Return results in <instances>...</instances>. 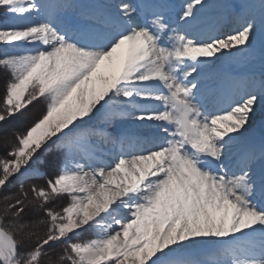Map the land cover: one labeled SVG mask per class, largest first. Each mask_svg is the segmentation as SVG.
Here are the masks:
<instances>
[{"label":"snow or ice","instance_id":"6c2138e0","mask_svg":"<svg viewBox=\"0 0 264 264\" xmlns=\"http://www.w3.org/2000/svg\"><path fill=\"white\" fill-rule=\"evenodd\" d=\"M209 7L0 0V264H264V0Z\"/></svg>","mask_w":264,"mask_h":264},{"label":"trees","instance_id":"16d2710c","mask_svg":"<svg viewBox=\"0 0 264 264\" xmlns=\"http://www.w3.org/2000/svg\"><path fill=\"white\" fill-rule=\"evenodd\" d=\"M0 83H1V88H2L1 90H2V94H3L4 93V84H3L2 79H0ZM38 105H39V108H41L43 111V105L42 104H38ZM33 109H34V111L37 110V108H35V107ZM22 116H23V114L16 116V117L0 124V128L6 127V131H7V132L2 131V135L3 134H5V135L0 137V144L3 146V147L0 146V155L4 154L5 145L7 143H11L14 141L13 133L24 130V128L26 126H28L30 124L31 120L33 119V117L28 116L27 119L24 120ZM45 178H47V177H45ZM38 183H43V180L38 181ZM14 189H15V182H13L6 189H4V192L14 191Z\"/></svg>","mask_w":264,"mask_h":264},{"label":"rangeland","instance_id":"374dc122","mask_svg":"<svg viewBox=\"0 0 264 264\" xmlns=\"http://www.w3.org/2000/svg\"><path fill=\"white\" fill-rule=\"evenodd\" d=\"M178 2H179V0H177ZM219 2V0H206V4H208L210 7H209V9H207L208 11H209V13L210 14H216V13H212L211 12V6H214L215 4H217ZM4 23H10L11 21H9V20H4L3 21ZM2 88H1V83H0V100H2V97H3V94H2V90H1ZM37 108V110H35L34 111V109L33 108ZM41 112H42V109L41 108H39V105L38 104H34V105H32V106H30L28 109H27V111L26 112H24L23 113V119L25 120V119H27V117L28 116H30V117H33V119L31 120V122L34 120V119H36V118H38L39 117V115L41 114ZM22 119V120H23ZM254 120L255 121H257V124H258V117L257 118H254ZM30 122V123H31ZM250 130H253V129H250ZM254 130H255V128H254ZM2 131H4V132H7L6 131V127H2V128H0V137H2L3 135H5V134H3L2 135ZM0 146H2L1 144H0ZM3 147V146H2ZM87 238H89V234L88 233H86L84 236H82V237H79L78 239H81V240H83V239H87ZM74 239H77L76 237H74Z\"/></svg>","mask_w":264,"mask_h":264},{"label":"bare ground","instance_id":"6f19581e","mask_svg":"<svg viewBox=\"0 0 264 264\" xmlns=\"http://www.w3.org/2000/svg\"><path fill=\"white\" fill-rule=\"evenodd\" d=\"M206 15H211V14H209V11H208V10H205V12H204L202 18H204V16H206ZM200 30H201V29L198 28V26H196V27H194L193 29H191L190 31H192L193 33H199L198 31H200Z\"/></svg>","mask_w":264,"mask_h":264}]
</instances>
